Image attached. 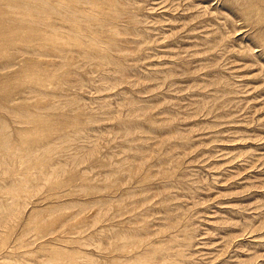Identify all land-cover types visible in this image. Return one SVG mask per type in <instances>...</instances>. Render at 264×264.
Instances as JSON below:
<instances>
[{
	"label": "rangeland",
	"instance_id": "1",
	"mask_svg": "<svg viewBox=\"0 0 264 264\" xmlns=\"http://www.w3.org/2000/svg\"><path fill=\"white\" fill-rule=\"evenodd\" d=\"M0 264H264V0H0Z\"/></svg>",
	"mask_w": 264,
	"mask_h": 264
}]
</instances>
